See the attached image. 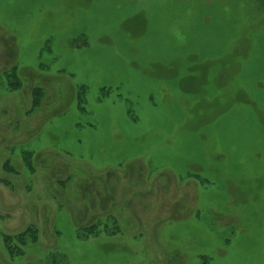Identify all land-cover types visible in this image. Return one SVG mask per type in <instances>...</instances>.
I'll return each instance as SVG.
<instances>
[{
	"label": "rangeland",
	"instance_id": "1",
	"mask_svg": "<svg viewBox=\"0 0 264 264\" xmlns=\"http://www.w3.org/2000/svg\"><path fill=\"white\" fill-rule=\"evenodd\" d=\"M0 264H264V0H0Z\"/></svg>",
	"mask_w": 264,
	"mask_h": 264
},
{
	"label": "flooded vegetation",
	"instance_id": "2",
	"mask_svg": "<svg viewBox=\"0 0 264 264\" xmlns=\"http://www.w3.org/2000/svg\"><path fill=\"white\" fill-rule=\"evenodd\" d=\"M223 58H225V59H223V60L222 59H217L214 63L211 62V65L206 63L202 67H199V66H197L195 64H191V66L186 69V72L189 73V75L194 74V73L197 74V70L201 69L200 70L201 73H204V72H209L210 69H212L214 66H216L217 72H216V74L214 76L211 77V79H209L208 76H205V78L207 79V82H209L210 80H212V81L227 80L226 77L223 76V75H227V70H228V67H229V59H228V57L226 55ZM190 61H192V60H190ZM179 64H181V62ZM161 66H162L163 71H164L163 76L165 74L169 76L168 72H172L173 71L170 63H166L165 65H161ZM199 75H201V74H199ZM221 77H223V78H221ZM208 87H210L209 83H208ZM179 88H177V89H179ZM214 88H217V87L213 86L212 88H209V91L213 90ZM177 199H178L177 204H180V205L185 200L184 196H181V195H179Z\"/></svg>",
	"mask_w": 264,
	"mask_h": 264
},
{
	"label": "trees",
	"instance_id": "3",
	"mask_svg": "<svg viewBox=\"0 0 264 264\" xmlns=\"http://www.w3.org/2000/svg\"><path fill=\"white\" fill-rule=\"evenodd\" d=\"M13 76V78H14V82H17V80H16V78L14 77V75H12ZM12 84H16V83H12ZM37 99H38V96L36 97V90H33V92H32V94H31V105L34 107V105H36V103H37ZM4 167H6V165H4ZM29 229H30V225L29 226H27L24 230H22V231H20V232H18L17 234H15L14 236H13V238L14 239H23V238H21L23 235H25L28 231H29ZM100 230H107V229H105V227H103L102 229H99V227L97 226L96 227V224H92V225H90V226H86V227H84L83 228V231L81 232V233H83V236L84 237H88V236H94V235H97L99 232H100ZM114 231H112V232H108V233H113ZM7 238H3V241H4V243H5V246H7L6 247V249L8 250V252L11 254V255H13V254H17L18 252H17V250L15 249V248H13V246H9V243H10V241H9V239H11V237L10 236H6ZM7 244V245H6ZM9 255V254H8ZM12 257V256H11ZM10 257V258H11Z\"/></svg>",
	"mask_w": 264,
	"mask_h": 264
},
{
	"label": "bare ground",
	"instance_id": "4",
	"mask_svg": "<svg viewBox=\"0 0 264 264\" xmlns=\"http://www.w3.org/2000/svg\"><path fill=\"white\" fill-rule=\"evenodd\" d=\"M208 83L210 84L209 88H212L213 86H219V87L223 88L226 91V93L232 92L235 87H237V88L240 87V86H237L236 84H232L228 80H221V81L210 80ZM208 104H209V101L206 102L205 106Z\"/></svg>",
	"mask_w": 264,
	"mask_h": 264
}]
</instances>
